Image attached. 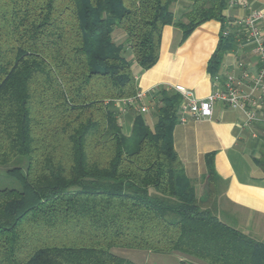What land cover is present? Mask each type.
Wrapping results in <instances>:
<instances>
[{"label": "trees", "instance_id": "trees-1", "mask_svg": "<svg viewBox=\"0 0 264 264\" xmlns=\"http://www.w3.org/2000/svg\"><path fill=\"white\" fill-rule=\"evenodd\" d=\"M176 1L0 0V168L20 184L0 189V264H136L122 247L264 264V241L218 217L213 154L204 198L186 175L173 141L181 95L163 91L154 127L139 115L129 135L115 110L139 91L134 64L158 62L166 25L186 40L222 22L212 74L235 47L227 0H193L174 23Z\"/></svg>", "mask_w": 264, "mask_h": 264}, {"label": "crops", "instance_id": "crops-1", "mask_svg": "<svg viewBox=\"0 0 264 264\" xmlns=\"http://www.w3.org/2000/svg\"><path fill=\"white\" fill-rule=\"evenodd\" d=\"M192 1L177 0L171 6L174 23L184 20L185 14L192 9ZM227 1L228 6L223 10L225 27L229 21L244 17L253 9L264 10V0ZM233 1L235 4L231 5ZM222 26L218 20L207 21L183 40L180 28L166 25L158 62L148 70L134 64L139 91L145 93L143 104L148 110L141 112L140 106L126 107L121 101L116 102L115 110L120 115L124 133L129 135L139 115L148 126L154 127L157 101L163 91L176 93L173 87L183 85L192 89L197 98L206 99L223 90L230 76L236 79L243 94H251L258 100L255 109L259 119L247 123L243 109L217 102L211 117L177 122L173 131L174 149L200 198L206 196L209 188L207 156L213 154L219 178L216 188L218 217L264 241V168L257 163L264 157V96L259 99L260 91H252L253 78L258 76L262 65L261 58L253 43L240 39L225 53L217 73L212 74L208 64L221 40ZM229 29L233 34L237 31L235 26ZM240 63L244 68L239 66ZM243 69L249 72L250 79L243 78Z\"/></svg>", "mask_w": 264, "mask_h": 264}, {"label": "built area", "instance_id": "built-area-1", "mask_svg": "<svg viewBox=\"0 0 264 264\" xmlns=\"http://www.w3.org/2000/svg\"><path fill=\"white\" fill-rule=\"evenodd\" d=\"M235 1L231 2L234 5ZM228 27L237 28L234 34L235 39H243L255 45V52L261 58V66L259 68L258 76L253 78L254 87L253 92L259 90V99L264 96V10L253 9L244 17H239L228 22ZM226 26L223 32L224 36H229L232 32ZM244 68L242 63L239 64ZM243 78L250 79L249 72L243 69ZM174 90L181 95V103L179 106L178 121L179 123L187 122L188 120H200L209 118L213 115V110L217 102L224 105L241 108L246 112L247 123L254 122L259 119L256 107H258V100L250 95L243 94L238 88V82L231 76L223 90L216 91L210 94L206 99H199L194 91L183 85H175ZM145 93L138 91V93L131 98L122 100L126 107H139L141 112L148 110L147 106L143 104ZM250 106V107H249ZM125 110V109H124Z\"/></svg>", "mask_w": 264, "mask_h": 264}, {"label": "rangeland", "instance_id": "rangeland-1", "mask_svg": "<svg viewBox=\"0 0 264 264\" xmlns=\"http://www.w3.org/2000/svg\"><path fill=\"white\" fill-rule=\"evenodd\" d=\"M115 40L120 43H124V34L120 31L115 32ZM131 50H126V55H131ZM4 168H0V189L2 188H20L19 182L14 179L7 177L4 173ZM113 252L122 258L129 259L136 264H181V260H185L179 253L171 254H158L151 253L143 250L127 249V248H113Z\"/></svg>", "mask_w": 264, "mask_h": 264}]
</instances>
